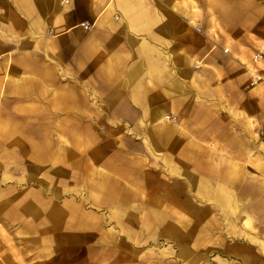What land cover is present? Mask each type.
Segmentation results:
<instances>
[{"label": "crops", "instance_id": "obj_1", "mask_svg": "<svg viewBox=\"0 0 264 264\" xmlns=\"http://www.w3.org/2000/svg\"><path fill=\"white\" fill-rule=\"evenodd\" d=\"M229 1L0 0V225L65 224L82 189L264 225L260 44Z\"/></svg>", "mask_w": 264, "mask_h": 264}, {"label": "rangeland", "instance_id": "obj_2", "mask_svg": "<svg viewBox=\"0 0 264 264\" xmlns=\"http://www.w3.org/2000/svg\"><path fill=\"white\" fill-rule=\"evenodd\" d=\"M230 1L260 44L253 60L263 73L249 83L257 86L264 80V0ZM67 197L79 208L66 209L65 224L54 223L56 210L43 209L49 214L38 216L32 236L25 234L30 226L0 225V264H264V225L242 223L235 203L206 209L205 222L185 208H116L86 189Z\"/></svg>", "mask_w": 264, "mask_h": 264}, {"label": "built area", "instance_id": "obj_3", "mask_svg": "<svg viewBox=\"0 0 264 264\" xmlns=\"http://www.w3.org/2000/svg\"><path fill=\"white\" fill-rule=\"evenodd\" d=\"M81 25H82L84 28H88V27H89V24L86 23V22L81 23ZM228 50H229L228 47H224V48H223V51H224V52H228ZM257 56H258V55H255L254 58L256 59ZM255 82H256V80L253 79V80H252V83H255ZM166 117H167L168 120H172V121H173V120H176V116H174V115H172V114H167Z\"/></svg>", "mask_w": 264, "mask_h": 264}, {"label": "bare ground", "instance_id": "obj_4", "mask_svg": "<svg viewBox=\"0 0 264 264\" xmlns=\"http://www.w3.org/2000/svg\"><path fill=\"white\" fill-rule=\"evenodd\" d=\"M259 29H260V28H259ZM166 116H167V114H166V113H164V114H163L161 117H162V119H163L164 121H166V122H167V120H168V119H167V117H166Z\"/></svg>", "mask_w": 264, "mask_h": 264}]
</instances>
